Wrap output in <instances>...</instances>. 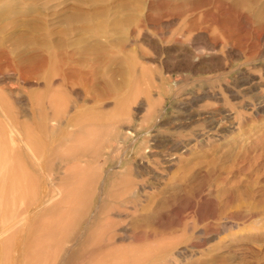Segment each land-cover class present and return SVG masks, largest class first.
Here are the masks:
<instances>
[{"label":"rangeland","instance_id":"1","mask_svg":"<svg viewBox=\"0 0 264 264\" xmlns=\"http://www.w3.org/2000/svg\"><path fill=\"white\" fill-rule=\"evenodd\" d=\"M262 2L0 0V264H264Z\"/></svg>","mask_w":264,"mask_h":264},{"label":"bare ground","instance_id":"2","mask_svg":"<svg viewBox=\"0 0 264 264\" xmlns=\"http://www.w3.org/2000/svg\"><path fill=\"white\" fill-rule=\"evenodd\" d=\"M262 1H264V0H262ZM254 15H257V12H256L255 9H254ZM263 17H264V2H262V6L258 8V18H263ZM199 20L200 19L193 20L187 26L185 34L192 33V35L189 37V41L192 40V44H194L195 46H197L199 44H202V45L204 44V47H206L205 48V52L213 53L217 49V44L214 41L212 42V41L208 40L209 28L205 27L204 25H202L200 23H198ZM216 27L218 29L222 28L221 25H216ZM191 37H192V39H191ZM220 38L223 39L222 42L224 44L223 45L224 48H226L228 46V44H229V41L232 40V38L229 39V37L227 35H222V34H220ZM193 48H194V46H193ZM231 48L234 49V47H231ZM186 52H187L186 56L189 59H192V55L195 53V51H193L192 49L188 48V50ZM203 53L204 52H202V54ZM233 53L236 56H238V57L241 55V52L237 51V50H235ZM201 56H198L197 58H200ZM191 64H192V66L195 65L194 62H192ZM30 214L31 213H29V211L26 209L24 211V214H23V217L21 218V220L16 221L12 225H10L8 228H6L3 232H0V239L2 237H5L6 235H7V239H9V238L11 239L13 236H15V232H16V229H17V226H18L19 223H24V229L23 230H25V232L28 231V229L30 227V220H29ZM29 238H31V237L29 235H27V234H26V236L23 237V246H21V251H20L21 259H19L20 257L17 258L16 257L17 255L15 256V255L12 254V256L10 258H8V262L6 261L7 258L5 259V262H7L9 264H18L19 261H20V264H33L32 263V256H33L32 255V253H33L32 252L33 251L32 247L33 246L31 247V244H30L31 242L29 241ZM18 250L19 249H18V247L16 245V246H14L13 251H11V252H15L16 253ZM2 262H4V260ZM7 263H5V264H7Z\"/></svg>","mask_w":264,"mask_h":264}]
</instances>
